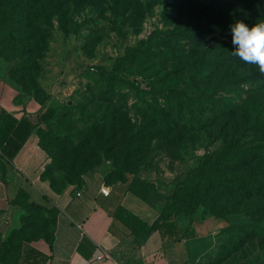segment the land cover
Wrapping results in <instances>:
<instances>
[{
    "label": "rangeland",
    "instance_id": "obj_1",
    "mask_svg": "<svg viewBox=\"0 0 264 264\" xmlns=\"http://www.w3.org/2000/svg\"><path fill=\"white\" fill-rule=\"evenodd\" d=\"M29 1L0 4V54L22 94L56 109L39 132L46 177H134L157 202L208 172L197 210L218 227L197 264H264V73L232 55L229 33L264 19V0ZM20 253L0 241V264Z\"/></svg>",
    "mask_w": 264,
    "mask_h": 264
},
{
    "label": "crops",
    "instance_id": "obj_2",
    "mask_svg": "<svg viewBox=\"0 0 264 264\" xmlns=\"http://www.w3.org/2000/svg\"><path fill=\"white\" fill-rule=\"evenodd\" d=\"M49 104L22 95L9 75L8 62L0 57V117L5 114L34 122ZM49 160L34 129L12 157L0 158L1 239L31 223L36 231L41 224L39 218L28 222V211L11 204L19 190L27 194L29 203L44 208L41 217L50 221L51 243L41 235L24 241L22 264H197L213 247L218 222L202 210L175 218L180 231L194 232L190 237L170 240L158 230L136 235L118 218L119 211L152 225L161 201L141 198L129 190L128 181H110L105 171L89 173L78 183L56 189L43 176ZM101 189L108 194L103 195ZM101 250L109 258L96 260Z\"/></svg>",
    "mask_w": 264,
    "mask_h": 264
},
{
    "label": "trees",
    "instance_id": "obj_3",
    "mask_svg": "<svg viewBox=\"0 0 264 264\" xmlns=\"http://www.w3.org/2000/svg\"><path fill=\"white\" fill-rule=\"evenodd\" d=\"M16 1L19 0H0V4L2 6L5 5L6 8L12 6V8L10 9V12H12L14 10V6L19 5V7H21L20 4L17 3ZM23 1L25 5L30 7L29 0H23ZM5 17L12 18V15L8 14ZM9 24L21 25L24 28H28L30 25V21L22 18V19H18L16 21V24L13 23V20H9ZM144 47H149V40L142 44L140 43L134 47H130L125 55L119 57L116 60V63L117 64L121 62L124 63L126 60L131 59L135 53L141 52ZM0 57L3 58L1 54ZM11 71L12 68L9 65L10 76H11ZM98 75L101 77V79L107 82H115L121 80L116 71L109 72L103 67L98 68ZM15 81L19 85V81L17 80ZM22 95H30L34 98L33 94H29L28 92L25 94L23 93ZM55 113H56L55 108L45 107L43 111L37 113L36 120L34 122H31L26 119H20L18 121L17 119L13 118L10 115L3 114L0 117V158L3 157L8 160L10 157H12V155L16 152L22 141L26 138L27 134L32 129H34L37 132L39 144L44 149V147L41 145L40 142L39 132L42 129L43 124L53 119ZM2 168L3 166L0 162V170H2ZM45 170L43 172L44 177H46ZM46 178L49 180L51 185L56 189H60L61 187L69 183H78V182H67L65 184H58L53 178L51 177L50 178L46 177ZM113 181H128V188L131 192L139 195L141 198L145 200L151 201L148 195H146V193L140 190L138 181L134 179V177L130 179L125 178L124 180L118 178L116 180L114 179ZM184 184L185 187L183 189H177L173 191L170 194V196L167 195L166 197H164L163 200H160L161 206L159 210V216L153 222L152 225H148L141 219L134 217L132 215L125 216L121 211H119L117 216L126 226L131 228L136 235H146L153 230H158L159 233L163 236V238L170 240H180L184 237H190L194 234V232L189 230L180 231L177 228L175 218L178 215L188 216L195 213L198 206L202 204L203 200L205 199L207 192L211 189L212 182L209 180L208 172L206 173L203 171L199 174V176L196 179L186 181ZM11 204L23 206L28 211L30 215L28 218H26L28 222L36 218H39L41 222V224H39V226L37 227L36 231H32L33 223H31L20 230L12 232V234L4 241L0 237V241L3 243L17 242V244L21 248V253L19 255L18 262L19 264H22V259L24 256V249L22 246L24 244V241H28L32 237L41 235L47 238L48 242L51 243L52 232L50 230V224H49L50 221L49 223L43 221L41 215L44 212H46V210L38 205L29 203L27 194L21 190H19L16 196L14 197V199L11 200Z\"/></svg>",
    "mask_w": 264,
    "mask_h": 264
},
{
    "label": "clouds",
    "instance_id": "obj_4",
    "mask_svg": "<svg viewBox=\"0 0 264 264\" xmlns=\"http://www.w3.org/2000/svg\"><path fill=\"white\" fill-rule=\"evenodd\" d=\"M232 55L242 61L257 65L264 73V19L249 24L244 20H235L229 25Z\"/></svg>",
    "mask_w": 264,
    "mask_h": 264
},
{
    "label": "built area",
    "instance_id": "obj_5",
    "mask_svg": "<svg viewBox=\"0 0 264 264\" xmlns=\"http://www.w3.org/2000/svg\"><path fill=\"white\" fill-rule=\"evenodd\" d=\"M5 159V158H4ZM101 193L103 195H107L108 191H105V189H101ZM105 258H109V254L103 250H101L97 255H96V260H102Z\"/></svg>",
    "mask_w": 264,
    "mask_h": 264
}]
</instances>
